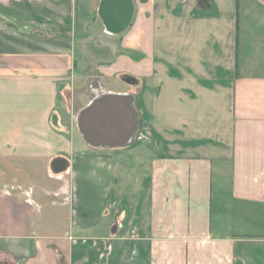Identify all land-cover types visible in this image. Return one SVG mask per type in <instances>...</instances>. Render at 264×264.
Returning <instances> with one entry per match:
<instances>
[{"label": "crops", "instance_id": "1", "mask_svg": "<svg viewBox=\"0 0 264 264\" xmlns=\"http://www.w3.org/2000/svg\"><path fill=\"white\" fill-rule=\"evenodd\" d=\"M101 1L0 0V264H264V0H131L119 35ZM108 74L137 129L94 147Z\"/></svg>", "mask_w": 264, "mask_h": 264}, {"label": "water", "instance_id": "2", "mask_svg": "<svg viewBox=\"0 0 264 264\" xmlns=\"http://www.w3.org/2000/svg\"><path fill=\"white\" fill-rule=\"evenodd\" d=\"M198 5L201 9L208 7L205 0H200ZM132 16L131 0H102L99 4L98 17L109 34L123 33ZM123 81L134 84L130 77ZM132 102L131 95L104 93L95 97L77 117V127L83 140L94 147L129 145L137 129V114ZM66 166L64 160L58 159L52 163L51 170L58 174Z\"/></svg>", "mask_w": 264, "mask_h": 264}, {"label": "rangeland", "instance_id": "3", "mask_svg": "<svg viewBox=\"0 0 264 264\" xmlns=\"http://www.w3.org/2000/svg\"><path fill=\"white\" fill-rule=\"evenodd\" d=\"M124 78L120 77L119 78L120 81H119L118 79L114 77V74H108L107 77H104V78H100L98 76L97 78H93L89 80L87 79L86 88L88 90L89 95L95 98L99 94L106 92L108 89L115 90V91H121L122 89H125L126 86H128V84L123 81ZM91 89H97L98 91L97 93H94L92 92Z\"/></svg>", "mask_w": 264, "mask_h": 264}, {"label": "built area", "instance_id": "4", "mask_svg": "<svg viewBox=\"0 0 264 264\" xmlns=\"http://www.w3.org/2000/svg\"><path fill=\"white\" fill-rule=\"evenodd\" d=\"M92 90V92H94V93H97V89H91Z\"/></svg>", "mask_w": 264, "mask_h": 264}]
</instances>
